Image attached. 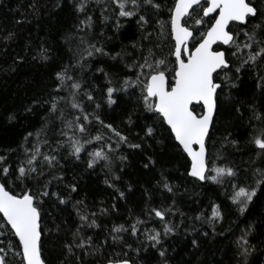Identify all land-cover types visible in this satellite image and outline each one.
Returning a JSON list of instances; mask_svg holds the SVG:
<instances>
[{
	"label": "snow or ice",
	"instance_id": "1",
	"mask_svg": "<svg viewBox=\"0 0 264 264\" xmlns=\"http://www.w3.org/2000/svg\"><path fill=\"white\" fill-rule=\"evenodd\" d=\"M74 7L83 16L77 26L81 35L76 50L69 49L73 51L74 63L55 73L54 94L41 102L47 104L43 124L24 136L18 146L19 154L17 148L0 152V264H50L44 255L45 198L55 197L63 205L71 199V193L78 191L75 184L66 185L67 194L51 191L53 181L63 180V176L54 172L65 158L62 153L76 160H81V154L85 153L89 169L100 165L112 174L113 180H120L113 166L117 160L127 159L122 146L142 148V143L131 142L119 126L103 118V104L93 94V87L84 81V70L97 56L121 61L130 57L124 66L132 74L122 80L114 79L103 68L97 69L107 79L103 102L108 107L119 106L122 97H117V93L135 95L136 103L155 116L152 125L143 127L145 137L154 138L162 130L164 138L189 163L188 176L230 188L226 195L237 213L248 212L254 199L259 198L258 193L264 195V167L242 173L228 162L218 164L217 161L226 158L219 151L210 152L209 143L215 133L225 88L237 87L242 73L254 71L256 87L264 90V0H77ZM94 7L99 8L100 22L104 25L113 22L114 31L123 28L125 22H135L138 37L130 47L136 55L124 51L113 54L106 50L104 41L88 39L94 32L95 20L90 11ZM14 35L8 33L4 39L12 40ZM99 35H104L103 30ZM39 58L49 59L47 49L41 50ZM25 110L32 112L33 108ZM250 110L252 131L248 143L256 150V156L264 159V112L254 104ZM14 119V115L9 116L10 121ZM127 123H133L130 113ZM52 128L55 131L49 135ZM230 136L231 133L224 138L221 147L224 144L238 147L239 142L229 139ZM147 160L144 168L156 164L151 156ZM105 183L115 188L120 198L125 196L114 183L107 179ZM157 184L174 193V186L163 172ZM81 204L77 201L73 206ZM174 204L173 201L167 207L148 208L147 216L158 218L163 231L145 230L147 244L140 242L141 247L135 249L130 244L126 247L137 255L148 247L157 249L162 264H168L162 236L178 228L167 219L174 214ZM77 214L80 223L65 244L67 252L74 255L77 249L99 251L93 236L86 235L87 229L100 227L96 214L80 207ZM195 219L208 224L215 234V226L224 216L220 205L214 204L210 216L201 214ZM145 223L137 217L129 227L113 225L108 236L114 244H123V233L130 232L136 237L140 232L138 225ZM252 230L253 226H249L237 241L243 264H247L254 251L247 239ZM107 242L105 238L104 243ZM191 243L197 245L195 239ZM107 264H136V261L125 251L110 257Z\"/></svg>",
	"mask_w": 264,
	"mask_h": 264
},
{
	"label": "trees",
	"instance_id": "2",
	"mask_svg": "<svg viewBox=\"0 0 264 264\" xmlns=\"http://www.w3.org/2000/svg\"><path fill=\"white\" fill-rule=\"evenodd\" d=\"M76 2L0 0V152L18 149L28 132L41 127L43 117L47 115V104L41 102L54 94L55 73L70 62L74 63L73 51L81 35L77 32V26L83 18L75 11ZM90 11L94 15L95 26L88 39L104 41L106 50L113 54L121 51L137 54L130 47L131 42L138 37L134 21L125 22L123 28L114 31L113 22L107 25L100 22L99 8L94 7ZM101 30L103 36L99 35ZM8 33L15 35L12 40L6 41L4 38ZM42 49H47L49 59L46 61L39 58ZM125 62H130V57L126 56L121 61L97 56L89 61L82 75L85 83L93 87L98 102L103 104V118L119 126L131 142L142 143V148L122 146V154L127 159L123 162L117 160L113 166L120 180H113L112 174L100 165L89 169L85 163V153L81 154V160L62 153L65 158L60 160L61 167L54 172L63 176V180L53 181L51 191L67 194L66 185L69 184H75L78 191L71 193V199L63 205L55 197L45 198L44 255L50 264H106L110 257L125 251L136 264H162L157 249L148 247L137 255L126 245L130 244L135 249L141 247L140 242L147 244L145 230L162 232L163 224L158 218L150 219L147 209L162 205L167 207L173 205V201L174 214L167 219L178 225V228L174 233L162 236L168 264H243L237 241L246 234L249 226H253V230L247 239L254 251L248 257L247 264H264V195L258 193L259 198L254 199L250 210L239 215L226 195V192L231 191L230 188L211 181H197L187 175L189 163L164 138L166 134H162V130L154 138L145 137L143 127L145 124L152 125L155 116L136 103L135 95L117 93V97H122L119 106L108 107L103 102L107 79L97 69L103 68L114 79L122 80L124 76L132 74L125 68ZM256 83V73L251 71L241 74L237 87L225 88L215 133L209 143L210 152L219 151L226 158V161H217L218 164L228 162L242 173L247 169L264 167V159L257 157L256 150L248 143L252 131L249 124L252 115L250 105L254 104L259 111L264 112V90L258 89ZM28 107H32L33 111H26ZM129 113L133 119L131 125L127 123ZM10 115H14L15 119L10 121ZM54 131L55 128H52L49 135ZM229 133V139L239 142L238 147L229 144L221 147ZM16 154H19V149ZM148 156L156 164L144 168ZM161 172L174 186V193L167 192L157 184ZM106 179L123 191L125 196L120 198L115 188L105 183ZM77 201L82 202L77 207L96 214L95 219L100 227L87 229L86 235L93 236L96 245L100 246L99 251L93 249L89 253L77 249L73 255L65 248V244L72 239L71 233L80 223L77 207L73 206ZM214 204L220 205L224 216L216 224L215 234L208 224L195 219L201 214L210 216ZM103 209L108 212L103 213ZM137 217L147 221L138 225L139 234L133 237L130 232L123 233L124 243L114 244L108 236L111 227L118 224L129 227ZM105 238H108L106 244ZM193 239L197 241L195 246L191 243Z\"/></svg>",
	"mask_w": 264,
	"mask_h": 264
},
{
	"label": "water",
	"instance_id": "3",
	"mask_svg": "<svg viewBox=\"0 0 264 264\" xmlns=\"http://www.w3.org/2000/svg\"><path fill=\"white\" fill-rule=\"evenodd\" d=\"M107 264V263H106Z\"/></svg>",
	"mask_w": 264,
	"mask_h": 264
}]
</instances>
